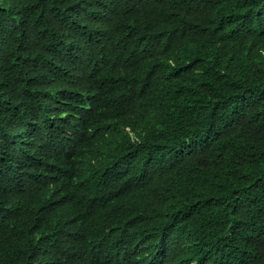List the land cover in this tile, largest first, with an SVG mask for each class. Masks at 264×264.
Segmentation results:
<instances>
[{
    "label": "trees",
    "instance_id": "1",
    "mask_svg": "<svg viewBox=\"0 0 264 264\" xmlns=\"http://www.w3.org/2000/svg\"><path fill=\"white\" fill-rule=\"evenodd\" d=\"M0 264H264V0H0Z\"/></svg>",
    "mask_w": 264,
    "mask_h": 264
}]
</instances>
